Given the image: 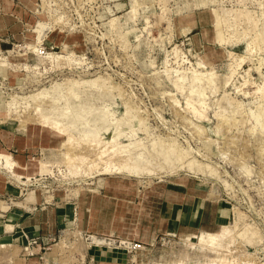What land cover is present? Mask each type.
Returning a JSON list of instances; mask_svg holds the SVG:
<instances>
[{"label":"rangeland","instance_id":"374dc122","mask_svg":"<svg viewBox=\"0 0 264 264\" xmlns=\"http://www.w3.org/2000/svg\"><path fill=\"white\" fill-rule=\"evenodd\" d=\"M262 108L264 0H0V177L72 219L0 264H195L215 256L189 237L212 233L264 264ZM168 188L223 199L228 224L167 230Z\"/></svg>","mask_w":264,"mask_h":264},{"label":"crops","instance_id":"0c3cea01","mask_svg":"<svg viewBox=\"0 0 264 264\" xmlns=\"http://www.w3.org/2000/svg\"><path fill=\"white\" fill-rule=\"evenodd\" d=\"M3 176L0 177V244L21 248L32 238L45 240L63 226L65 220H72L62 205L52 208L44 204L38 208L40 201L37 202L31 192L20 198L18 189L3 180L13 181L10 175L6 173ZM159 214L169 231H200L227 225L232 210L221 198L168 188L161 199Z\"/></svg>","mask_w":264,"mask_h":264},{"label":"bare ground","instance_id":"6f19581e","mask_svg":"<svg viewBox=\"0 0 264 264\" xmlns=\"http://www.w3.org/2000/svg\"><path fill=\"white\" fill-rule=\"evenodd\" d=\"M234 72V71H233ZM211 74V73H210ZM231 75V74H230ZM229 79V78H228ZM193 81V80H192ZM198 81V80H197ZM212 81V79L210 80V79H208L207 81H206V83H210ZM175 82H177V81H175ZM175 82H174V85H176L175 84ZM228 82V81H227ZM178 85V84H177ZM177 87V86H176ZM210 87V86H209ZM193 88V87H192ZM178 89V88H177ZM191 90H193V89H191ZM198 91L197 92H193V91H189V93H188V95L187 96H189L188 98V100L190 101V103H189V106H190V104L192 105L193 103H191V102H193V101H191V100H196V102H194L195 103V105L197 104V106H198V108H203L204 106V104H203V95H202V92H199V89H197ZM196 97V98H194V99H191V97ZM191 99V100H190ZM194 100V101H195ZM194 105V104H193ZM193 105H192V107H191V109L194 111L193 113H196V114H198V115H202L201 113H202V109H197V107H193ZM189 106H188V108H189ZM263 107V106H262ZM205 110V109H204ZM260 110V109H259ZM203 114H204V112H203ZM197 116V115H196ZM204 116V115H203ZM203 116H201V117H203ZM264 116V108H262L259 112H258V114H257V116H256V120L258 121L259 120V118H261V117H263ZM199 117V116H198ZM75 119H76V117H75ZM70 120H71V118H70ZM74 120V119H73ZM225 120V119H224ZM263 120V119H262ZM261 120V121H262ZM77 121V120H76ZM69 122V121H68ZM259 122V121H258ZM257 122V123H258ZM263 122H264V120H263ZM256 123V124H257ZM262 123V122H261ZM261 123H260V126H261ZM55 124V123H54ZM57 124V123H56ZM55 124V125H56ZM73 124H75V123H73ZM105 124V123H104ZM263 124V123H262ZM57 126V125H56ZM58 127V126H57ZM72 127V126H71ZM88 129L86 130H80V132H82L83 134H84V137L86 138V136L85 135H87V134H89V136L90 135H92L93 137H94V135H93V130L91 129V128H89L88 126H86ZM263 128H264V126H262ZM59 128V127H58ZM65 128V131H66V127H64ZM105 128V127H104ZM71 130V129H70ZM75 130H76V128H75ZM69 131V130H68ZM77 131V130H76ZM59 132H64L63 130L62 131H60V129H59ZM75 132V131H74ZM79 132V131H78ZM79 132V133H80ZM82 133H80V134H82ZM95 134V133H94ZM96 135V134H95ZM83 136V135H82ZM118 136H120V135H118ZM118 136L116 137V138H112L107 144H109L110 145V147H108V148H110V155H111V153H115L116 152V150H115V148L117 149V147H116V145H115V143L117 142L116 140L118 139ZM91 138V137H90ZM92 140H94V138H91ZM96 139V142L97 143H99L100 141H97L98 139H97V137L95 138ZM92 142H94V141H92ZM100 144V143H99ZM125 148V147H124ZM136 148V147H135ZM122 148L120 147V149L119 150H121ZM120 152H122V150L120 151ZM124 152V151H123ZM122 152V153H123ZM125 152L127 153V151L125 150ZM133 152V151H132ZM109 149H105V150H103L102 151V153H100V155H98V156H101V155H104V154H107L108 156H109ZM122 153H118V154H122ZM116 154H117V152H116ZM140 154V153H139ZM107 155H105V156H107ZM120 155H118V156H120ZM130 155V154H129ZM112 157H114V154H112L111 155ZM122 156V155H121ZM127 156H128V154H127ZM127 156H125V157H127ZM130 156H132V155H130ZM129 156V158H131ZM138 156V155H137ZM140 156V155H139ZM144 156V155H143ZM103 157V156H102ZM124 157V156H123ZM135 157H136V154H135ZM134 157V159H133V164H132V166H123V167H121V168H118V169H115V171L117 170V171H119V172H117L118 174H132V175H130V176H136L137 177V175H140V173L143 171V169L140 167V164H141V161H139L140 160V158H135ZM105 159L104 160H106L108 157H104ZM128 157H127V159H129ZM133 158V157H132ZM141 158H142V156H141ZM164 158V157H163ZM98 159H100V157L98 158ZM102 159V158H101ZM110 159H112L111 157L110 158H108V160H110ZM125 159V161H126V158H124ZM146 159V158H145ZM171 159V158H170ZM103 160V159H102ZM107 160V161H108ZM113 160V159H112ZM111 160V161H112ZM151 160V159H150ZM124 161V160H123ZM123 161H120V162H122V163H124ZM128 161L129 160H127V163L126 164H128ZM131 162H132V160H130ZM147 161V160H146ZM106 162V161H105ZM92 163V162H91ZM102 163V162H101ZM100 163V164H101ZM112 163V162H111ZM103 164V163H102ZM106 163H104L103 165H105ZM108 164H109V162H108ZM118 164V167H120L119 165H120V163H117ZM169 164V163H168ZM0 165H2V167H5V169H7L8 171H12V167H13V164H12V162H10V157L9 156H6V155H1L0 154ZM93 165V164H92ZM97 165V164H96ZM142 165H143V163H142ZM145 165V164H144ZM113 166H115V163L113 164ZM193 166V165H192ZM47 167V166H46ZM95 167H97V166H95ZM94 167V168H95ZM100 167H101V165H100ZM105 169L104 170H102L103 172H98L99 174L98 175H107V173H111V171H110V168L107 166V167H105V166H103ZM142 167H145V166H142ZM102 168V167H101ZM117 168V167H116ZM189 168V167H188ZM91 169V168H90ZM113 169V168H112ZM111 169V170H112ZM142 169V170H141ZM92 170V169H91ZM95 170V169H94ZM114 170V169H113ZM152 170V169H151ZM88 171H89V169H88ZM145 171V170H144ZM114 172V171H113ZM146 172V171H145ZM148 172V171H147ZM196 172V171H195ZM109 173V174H110ZM115 173V172H114ZM116 173V174H117ZM108 174V175H109ZM145 174V173H144ZM226 235L224 234V233H212V234H203V235H193L192 234V236H190L189 237V240L188 241H190V242H192V243H196V244H198L199 246H200V248H202V249H204L207 253H209V254H213L215 257L214 258H208V260L207 261H205V262H199V263H195V264H235V260H231V259H227V255L226 254H224L225 252V249H224V247L222 248V246L223 245H221V244H223L222 242L224 241V239L226 238L225 237ZM186 239H188V238H186ZM7 247H9V245H0V249H5V248H7ZM228 247V246H227ZM25 248H28L29 249V247H25ZM227 249H229V248H227ZM230 250V249H229ZM7 252V251H6ZM227 252V251H226ZM228 252H230V251H228ZM230 253H233V252H230ZM228 254V253H227ZM232 255V254H231ZM231 257V256H230ZM235 257V256H234ZM231 258H233V256L231 257ZM235 259V258H234ZM235 261V262H234ZM245 264H251L250 262H248V263H245Z\"/></svg>","mask_w":264,"mask_h":264},{"label":"built area","instance_id":"2783aa9c","mask_svg":"<svg viewBox=\"0 0 264 264\" xmlns=\"http://www.w3.org/2000/svg\"><path fill=\"white\" fill-rule=\"evenodd\" d=\"M132 247H133V248H135V247H140V244H138V243H133V244H132Z\"/></svg>","mask_w":264,"mask_h":264}]
</instances>
